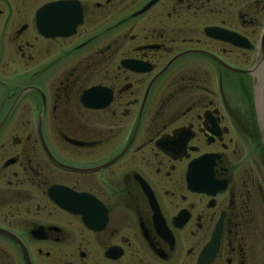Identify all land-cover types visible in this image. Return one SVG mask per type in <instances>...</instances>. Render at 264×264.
Listing matches in <instances>:
<instances>
[{"label":"flooded vegetation","instance_id":"flooded-vegetation-1","mask_svg":"<svg viewBox=\"0 0 264 264\" xmlns=\"http://www.w3.org/2000/svg\"><path fill=\"white\" fill-rule=\"evenodd\" d=\"M263 28L264 0H0V264H199L216 233L209 264H264Z\"/></svg>","mask_w":264,"mask_h":264},{"label":"water","instance_id":"water-1","mask_svg":"<svg viewBox=\"0 0 264 264\" xmlns=\"http://www.w3.org/2000/svg\"><path fill=\"white\" fill-rule=\"evenodd\" d=\"M57 4H48L41 8L40 13L48 12L50 9L55 8ZM76 24V23H75ZM257 60H256V65L260 67L262 75L259 77V79L262 81V113L258 112V119L260 121V126H261V135H262V141L264 145V28L260 36L259 44H258V50H257ZM257 80H255V91H254V100L256 103V85H257ZM257 109V105H256ZM217 247V233L214 239L208 244V246L204 249L200 256L199 264H209L210 260L213 258V255L216 251Z\"/></svg>","mask_w":264,"mask_h":264},{"label":"bare ground","instance_id":"bare-ground-1","mask_svg":"<svg viewBox=\"0 0 264 264\" xmlns=\"http://www.w3.org/2000/svg\"><path fill=\"white\" fill-rule=\"evenodd\" d=\"M256 105H257V111H259L260 113H262V81L260 79H258L257 85H256Z\"/></svg>","mask_w":264,"mask_h":264},{"label":"rangeland","instance_id":"rangeland-1","mask_svg":"<svg viewBox=\"0 0 264 264\" xmlns=\"http://www.w3.org/2000/svg\"><path fill=\"white\" fill-rule=\"evenodd\" d=\"M32 1V0H31ZM253 87V89H252V95L254 96V93H253V90L255 91V84H254V86H251V88ZM255 108H256V103H255ZM263 142V141H262ZM263 230H258L257 232H258V235H260V236H263L262 235V232ZM264 237V236H263ZM262 239H264V238H262Z\"/></svg>","mask_w":264,"mask_h":264}]
</instances>
